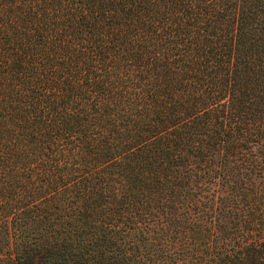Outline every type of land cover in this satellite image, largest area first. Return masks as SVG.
<instances>
[{"label": "trees", "instance_id": "trees-1", "mask_svg": "<svg viewBox=\"0 0 264 264\" xmlns=\"http://www.w3.org/2000/svg\"><path fill=\"white\" fill-rule=\"evenodd\" d=\"M0 264H264V0H0Z\"/></svg>", "mask_w": 264, "mask_h": 264}]
</instances>
